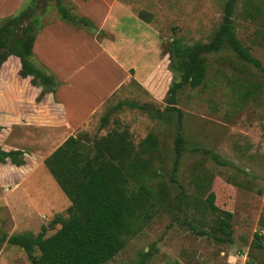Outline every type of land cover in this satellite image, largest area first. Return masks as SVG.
Returning <instances> with one entry per match:
<instances>
[{
    "label": "rangeland",
    "instance_id": "1",
    "mask_svg": "<svg viewBox=\"0 0 264 264\" xmlns=\"http://www.w3.org/2000/svg\"><path fill=\"white\" fill-rule=\"evenodd\" d=\"M123 1L148 19L164 40L179 37L192 44L210 39L225 0ZM47 3L41 18L44 23L56 18L52 2ZM241 4L242 0H236L232 13L236 37L264 67V15L250 17ZM72 13L77 14L74 9ZM174 79L177 73L162 68L152 79V93L127 84L74 132L91 138L113 128L125 129L135 147L148 133L157 140L150 162L157 174L146 182L151 188L162 184L157 188L161 203L154 205L153 215L104 264H264V248L252 244L260 241L255 233L264 235V77L229 50L207 54L204 83L195 88L184 85L175 94L173 106L182 113L184 149L172 181L176 111L165 110L162 118L148 111L168 108L165 92ZM121 101L147 104L149 110L128 105L118 108ZM101 117L106 120L104 126ZM8 142L15 143L13 139ZM208 192L214 195L213 205L231 212V242L219 240V231L213 230L216 237L212 236L214 221L222 216L210 212L205 204ZM68 204L43 165L0 166V237L36 234L42 227L44 235H50L59 227L51 220L55 214L65 215ZM0 264L31 263L20 247L4 240L0 241Z\"/></svg>",
    "mask_w": 264,
    "mask_h": 264
},
{
    "label": "trees",
    "instance_id": "2",
    "mask_svg": "<svg viewBox=\"0 0 264 264\" xmlns=\"http://www.w3.org/2000/svg\"><path fill=\"white\" fill-rule=\"evenodd\" d=\"M52 2L58 20L75 27L94 30L90 21L71 13L63 0H43L39 10V0H23L18 10L0 18V64L14 55L19 62L18 75L29 76L31 85L40 87L35 97L39 101L45 93H54L59 81L42 64L34 59L32 43L45 24L41 18L46 7ZM236 0H225L221 20L207 42L185 44L179 37L167 40V66L177 79L171 80L166 89L165 102L169 105L163 111L149 110L147 104L121 101L116 104L149 110L150 116L162 118L165 110L176 111V126L173 139L174 158L169 174L174 180L178 159L184 149L181 131V111L174 107L176 91L184 85L195 88L204 83L207 71V54L221 50L231 51L246 64L253 65L264 77V67L253 57L246 46L236 37L232 22V13ZM256 1V2H255ZM260 3L264 0H242L246 15L263 14ZM140 18L141 15L138 14ZM143 19V18H142ZM101 126L105 118L101 117ZM157 144L154 135L148 133L135 147L128 132L111 129L100 136L88 138L77 131L68 136L42 160L43 166L53 178L58 188L69 201L65 215L55 214L52 223L59 227L50 235H44V228L36 234L17 233L8 237L1 236L0 241L20 247L31 264H104L113 258L134 236L141 224L154 213V205L161 203V195L156 184L151 188L147 178L157 174V169L150 167L154 157L153 149ZM143 154L147 156L141 157ZM214 161L219 163L215 156ZM8 161L20 166L23 164V151L19 149L2 150L0 163ZM198 180H201L199 178ZM200 182V181H199ZM214 195L208 192L204 198L210 212H218L222 217L214 221L211 228L219 231L221 241L231 242V212L218 209L213 205ZM209 230L207 233H211ZM259 242L256 247L264 248V235L254 234ZM37 250V254L34 250ZM148 255V251L143 253Z\"/></svg>",
    "mask_w": 264,
    "mask_h": 264
},
{
    "label": "crops",
    "instance_id": "3",
    "mask_svg": "<svg viewBox=\"0 0 264 264\" xmlns=\"http://www.w3.org/2000/svg\"><path fill=\"white\" fill-rule=\"evenodd\" d=\"M22 1L0 0V18L16 12ZM63 2L94 30L58 19L43 25L32 54L59 85L39 101L40 87L31 85L29 76L18 75L16 56L0 64V148L23 151L22 165L6 161L0 166L42 167L43 158L74 135L110 95L129 83L152 93L153 77L166 69L167 41L123 0ZM12 139L13 144L8 142Z\"/></svg>",
    "mask_w": 264,
    "mask_h": 264
},
{
    "label": "water",
    "instance_id": "4",
    "mask_svg": "<svg viewBox=\"0 0 264 264\" xmlns=\"http://www.w3.org/2000/svg\"><path fill=\"white\" fill-rule=\"evenodd\" d=\"M237 242H238V241H235V244H234L235 246H237V245H238V244H237Z\"/></svg>",
    "mask_w": 264,
    "mask_h": 264
}]
</instances>
